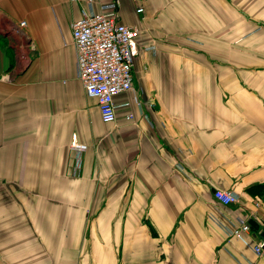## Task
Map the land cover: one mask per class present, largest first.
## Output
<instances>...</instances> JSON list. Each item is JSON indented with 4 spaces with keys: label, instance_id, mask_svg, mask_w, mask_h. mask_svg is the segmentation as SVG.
Segmentation results:
<instances>
[{
    "label": "crops",
    "instance_id": "0c3cea01",
    "mask_svg": "<svg viewBox=\"0 0 264 264\" xmlns=\"http://www.w3.org/2000/svg\"><path fill=\"white\" fill-rule=\"evenodd\" d=\"M99 5L0 0V264H264V0H122L139 52L111 123L71 27Z\"/></svg>",
    "mask_w": 264,
    "mask_h": 264
},
{
    "label": "built area",
    "instance_id": "2783aa9c",
    "mask_svg": "<svg viewBox=\"0 0 264 264\" xmlns=\"http://www.w3.org/2000/svg\"><path fill=\"white\" fill-rule=\"evenodd\" d=\"M93 1L86 0L89 5ZM99 4V10L84 7L71 27L77 52L78 77L87 95L96 99L102 120L111 123L117 119V98L134 88L139 29L120 19L122 0H99ZM137 12H144L143 7H138ZM25 24V21L21 22V25ZM126 117L133 120L135 113L129 111ZM72 147L83 150L88 145L74 141ZM214 198L223 204L239 201L234 192L224 189H216ZM251 231L252 225L243 219L229 228V235L250 243ZM263 244L264 241L254 245L258 254L264 251Z\"/></svg>",
    "mask_w": 264,
    "mask_h": 264
},
{
    "label": "water",
    "instance_id": "95a60500",
    "mask_svg": "<svg viewBox=\"0 0 264 264\" xmlns=\"http://www.w3.org/2000/svg\"><path fill=\"white\" fill-rule=\"evenodd\" d=\"M250 224L252 225V227H254L256 230H259L260 229V225L259 223L254 220V219H251L250 220ZM261 235L264 237V231L261 233ZM263 249H264V244H263Z\"/></svg>",
    "mask_w": 264,
    "mask_h": 264
},
{
    "label": "trees",
    "instance_id": "16d2710c",
    "mask_svg": "<svg viewBox=\"0 0 264 264\" xmlns=\"http://www.w3.org/2000/svg\"><path fill=\"white\" fill-rule=\"evenodd\" d=\"M254 188L259 191L262 195H264V184L256 185Z\"/></svg>",
    "mask_w": 264,
    "mask_h": 264
},
{
    "label": "rangeland",
    "instance_id": "374dc122",
    "mask_svg": "<svg viewBox=\"0 0 264 264\" xmlns=\"http://www.w3.org/2000/svg\"><path fill=\"white\" fill-rule=\"evenodd\" d=\"M148 46H147V44L145 45V48H147Z\"/></svg>",
    "mask_w": 264,
    "mask_h": 264
}]
</instances>
